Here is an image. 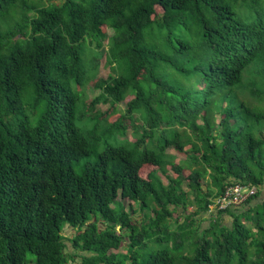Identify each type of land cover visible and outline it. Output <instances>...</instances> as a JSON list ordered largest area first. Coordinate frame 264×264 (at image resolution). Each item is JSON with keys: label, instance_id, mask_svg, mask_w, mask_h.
<instances>
[{"label": "trees", "instance_id": "1", "mask_svg": "<svg viewBox=\"0 0 264 264\" xmlns=\"http://www.w3.org/2000/svg\"><path fill=\"white\" fill-rule=\"evenodd\" d=\"M43 1L0 0V264H264V0ZM106 39L81 106V44ZM236 184L261 190L202 228Z\"/></svg>", "mask_w": 264, "mask_h": 264}, {"label": "rangeland", "instance_id": "2", "mask_svg": "<svg viewBox=\"0 0 264 264\" xmlns=\"http://www.w3.org/2000/svg\"><path fill=\"white\" fill-rule=\"evenodd\" d=\"M42 4H43V6H47L50 4V2L47 0H44ZM157 10H158L157 11L158 14L161 15L162 10L159 8ZM107 34H108V36L112 35V31L108 30ZM86 43H87V45L85 43L81 44V52H82V56H83V64H85V66L88 67L89 73H88L87 81H86L85 85L82 88H77L78 91L81 93V106H89L91 104V101H93V99L99 95L100 90H97L95 88V84L97 83V81L101 78L106 79L108 76L112 75L111 68L106 64L108 39H106L103 42V47L101 49H97L95 44L89 40ZM95 64L98 66L94 70V69H92V67ZM256 71H258V68L253 67L251 69V71L246 73L245 85H244V87L240 88L237 91L239 98L241 100L247 102V103H250V104H256L257 99H255V97L250 93L249 89H245V88L247 86H249V81L257 79ZM96 109L102 113V115L98 117L99 120H106L109 123H113L119 119V117L121 116V114L125 110V103L117 106L116 110H113L109 104H107V105L100 104L96 107ZM219 118L220 117L217 116V119H219ZM125 123L128 124V123H130V121L125 120ZM127 138L131 141L134 140V135H133L132 130H129L127 132ZM168 152L176 157V163L184 162L185 159H187L188 157L191 156L188 152L187 153L186 152L179 153L173 148L169 149ZM150 173L158 175L160 177V179L162 180V182L165 185H167V183H168L167 178L164 175H162L161 173H159L157 168H155L153 166H147V167L143 168L141 170L140 174L143 178H147ZM123 203H124V206L126 207V209H128V210L130 207L129 205L131 204L133 207V210L135 211L133 216L137 217L139 221L142 220L143 214L140 211H138V205L137 204H133L129 201H123ZM193 211H194V209L192 207H190L188 212L186 213V215L192 213ZM176 216L177 215H175V217ZM180 218L181 219L179 221L182 222V220L184 218L183 217H180ZM215 220L216 219L211 218L207 214L206 216L199 217V224L202 228H205L209 225L210 222L214 223ZM146 221L147 220H145V222ZM248 225H250V224H248ZM176 227H177V224L172 223L171 230L176 229ZM71 233H72L71 230L66 228L64 230L63 235L65 238H69L71 236ZM66 243L68 244V251L71 252L72 251L71 245H69L68 241H66ZM149 245H150V247L154 246L153 243H150ZM113 252H115V253L119 252V253L125 254L126 249L122 248L120 250L113 251ZM28 259L30 261H34L35 256L28 255ZM71 263L73 264V262H71ZM74 264H76V262Z\"/></svg>", "mask_w": 264, "mask_h": 264}, {"label": "built area", "instance_id": "3", "mask_svg": "<svg viewBox=\"0 0 264 264\" xmlns=\"http://www.w3.org/2000/svg\"><path fill=\"white\" fill-rule=\"evenodd\" d=\"M261 189L253 185L236 184L226 187L224 192L212 200L209 214L237 210L254 198Z\"/></svg>", "mask_w": 264, "mask_h": 264}, {"label": "crops", "instance_id": "4", "mask_svg": "<svg viewBox=\"0 0 264 264\" xmlns=\"http://www.w3.org/2000/svg\"><path fill=\"white\" fill-rule=\"evenodd\" d=\"M263 200H264V189L261 191V196H260L259 200H255V201L252 202V206H254V205L258 204V203H262ZM207 214H208V216H210V217H211V215H212L211 218L216 219V216H217L219 213L214 212V213H212V214H209V213H207ZM224 220H225V222H226L228 225H230L231 222H232L231 217H229V216H227V215L224 216Z\"/></svg>", "mask_w": 264, "mask_h": 264}]
</instances>
